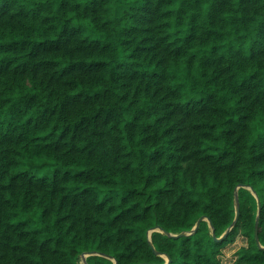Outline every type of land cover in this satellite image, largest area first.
Segmentation results:
<instances>
[{
	"label": "trees",
	"instance_id": "1",
	"mask_svg": "<svg viewBox=\"0 0 264 264\" xmlns=\"http://www.w3.org/2000/svg\"><path fill=\"white\" fill-rule=\"evenodd\" d=\"M238 237L264 264V0H0V264H222Z\"/></svg>",
	"mask_w": 264,
	"mask_h": 264
},
{
	"label": "rangeland",
	"instance_id": "2",
	"mask_svg": "<svg viewBox=\"0 0 264 264\" xmlns=\"http://www.w3.org/2000/svg\"><path fill=\"white\" fill-rule=\"evenodd\" d=\"M246 243V240L243 239L242 237H238L236 238V240L232 243V244H229L228 246H226L224 249H223V252H222V258H221V262L222 264H232V261L234 260V253L235 251L242 245H245ZM80 264H85L83 259L82 261L80 262Z\"/></svg>",
	"mask_w": 264,
	"mask_h": 264
},
{
	"label": "water",
	"instance_id": "3",
	"mask_svg": "<svg viewBox=\"0 0 264 264\" xmlns=\"http://www.w3.org/2000/svg\"><path fill=\"white\" fill-rule=\"evenodd\" d=\"M250 190H251V189H250ZM238 215H239V205H238V203H236V215H235V218H234L232 224H231L230 227L227 229L226 233H224L220 238H215L216 240H222V239L225 237V235L230 231V229L232 228V226H234V225L236 224V222H237V218H238ZM202 219H206V220L208 221V223L211 224L210 219H208V218H206V217H202V218H200V219L197 221V223L195 224V226L192 228V230H191L190 232H188V233H181V234H179V235H174V237H180V236L190 235L192 232H194L195 230H197V228L199 227V223H200V221H201ZM256 225H257V222H256ZM152 231H153V230H150L149 233H151ZM256 240H257V238H256ZM258 246H259V245H258ZM259 247L261 248V246H259ZM90 254H92V253H90ZM87 255H89V254H87ZM87 255H83V256H82V257H83V261H84L85 264H86L85 257H86ZM167 260L169 261L170 259L167 257ZM115 264H116V263H115Z\"/></svg>",
	"mask_w": 264,
	"mask_h": 264
}]
</instances>
